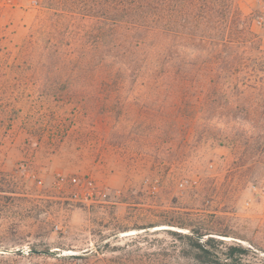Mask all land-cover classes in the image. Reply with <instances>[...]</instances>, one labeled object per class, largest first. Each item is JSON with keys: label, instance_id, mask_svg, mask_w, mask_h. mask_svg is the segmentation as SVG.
I'll list each match as a JSON object with an SVG mask.
<instances>
[{"label": "rangeland", "instance_id": "1", "mask_svg": "<svg viewBox=\"0 0 264 264\" xmlns=\"http://www.w3.org/2000/svg\"><path fill=\"white\" fill-rule=\"evenodd\" d=\"M37 1L0 3V264H198L184 237L198 225L264 264V180L242 185L224 148L171 131L190 120L163 127L158 85L97 89L90 70L68 85ZM237 4L253 18L254 0Z\"/></svg>", "mask_w": 264, "mask_h": 264}, {"label": "trees", "instance_id": "2", "mask_svg": "<svg viewBox=\"0 0 264 264\" xmlns=\"http://www.w3.org/2000/svg\"><path fill=\"white\" fill-rule=\"evenodd\" d=\"M45 8V53L73 73L68 85L86 81L89 70L97 89L158 85L163 127L169 117L190 120L188 126L170 122L171 131L200 132L195 148H224L228 172L242 185L264 180V137L255 136L264 130V50L237 0H45ZM208 230L198 225L186 232L189 257L198 264H240L245 250H222V240L204 239Z\"/></svg>", "mask_w": 264, "mask_h": 264}, {"label": "built area", "instance_id": "3", "mask_svg": "<svg viewBox=\"0 0 264 264\" xmlns=\"http://www.w3.org/2000/svg\"><path fill=\"white\" fill-rule=\"evenodd\" d=\"M257 6L256 12L253 15V21L256 27L258 28V35L261 39L262 45L264 46V0H254ZM0 3L7 5H16L19 3V0H0ZM29 5H37V0H28ZM75 180V179H73ZM74 195V194H73ZM72 264H86L85 262L79 261Z\"/></svg>", "mask_w": 264, "mask_h": 264}, {"label": "water", "instance_id": "4", "mask_svg": "<svg viewBox=\"0 0 264 264\" xmlns=\"http://www.w3.org/2000/svg\"><path fill=\"white\" fill-rule=\"evenodd\" d=\"M221 239H223V238H221ZM40 252L46 253V251H40Z\"/></svg>", "mask_w": 264, "mask_h": 264}]
</instances>
